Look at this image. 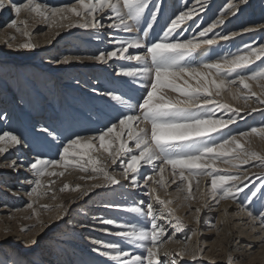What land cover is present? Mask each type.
I'll use <instances>...</instances> for the list:
<instances>
[{
  "label": "rangeland",
  "instance_id": "1",
  "mask_svg": "<svg viewBox=\"0 0 264 264\" xmlns=\"http://www.w3.org/2000/svg\"><path fill=\"white\" fill-rule=\"evenodd\" d=\"M196 1L149 0L140 24L132 32H125L110 27L114 20L107 10L97 13V20L103 27L93 29L69 26L83 23L82 18L70 14L67 19L56 17L55 22L44 21L25 10L17 15L13 6L23 5L27 0H4L5 7L0 9V76L8 89L5 91L0 88V134L4 131L15 134L21 139V144L0 154V209L7 208L6 212H0V264H117L110 256L104 255L105 252L115 255V250L106 247L109 244H116L134 255L146 256L144 248L129 244L116 233L122 230L120 226L127 227L137 221L136 214L129 213L128 208L141 207L146 211L147 204L151 203L157 212L161 210L163 206L151 194L152 187H157L162 200L174 201L170 207L176 208L175 215L184 225L183 230H177L173 226L174 219L171 223L168 220L157 221L167 232L162 238L164 242L159 252L162 264H171L173 259L177 264H228L229 257L233 259V264H264V228L260 225L261 216L264 215V193L255 198L250 195L264 185V167L258 166L260 162L256 160L242 165L239 173L235 168L216 161L215 167L222 170L223 174H239L243 184L247 185L242 192L235 194V200L221 199L218 204L209 194L210 177L196 175V170H192L191 174L184 170L193 185L195 198L190 201L184 200L186 191L177 192V184L181 183L180 170H176L177 175L174 177L170 165L164 166L166 189L160 188L153 181L146 184L144 177L160 179L157 175L161 165L159 160L152 165L142 164L137 176L138 187H132L131 180H125L122 176L121 163L127 157H121L113 164L102 149L92 150L90 154L103 162L101 166L109 175L115 176L120 181L119 184L106 182L101 173H93L91 168L88 172H82L72 166L67 169L56 167L50 170L64 172V175L43 178V184L48 187L40 191L47 192V195H30L35 188L33 181L37 179L30 168L35 160L30 157L59 160L63 147L76 137H96L93 143L99 148V135L113 124L117 125L119 131V119L123 116L141 114L138 106L150 90L152 77H129L119 73L122 69L130 70L142 65L135 60L115 58L101 63L90 57L118 48L119 45L113 43L114 40L130 39H139L145 47L130 48L126 55H143L146 46L157 42L171 21L181 12L192 9ZM227 1L217 0L206 16L188 23L185 21L169 40L221 38L225 33L243 29L250 12L258 13L264 5V0H260L256 7L254 4L240 12L237 24L227 25L224 34L211 32L206 37H199V32L213 24L222 13ZM37 2L49 8H60L75 5L77 0ZM153 14L155 19H152ZM12 20L17 21V26L22 31L27 30L30 37L9 27ZM21 22H26V29ZM262 22L264 18L258 23ZM149 23L152 25L150 29L147 27ZM29 39L35 45L34 48L18 47ZM249 40H256L260 47L264 44V35L261 34L258 38L254 35L238 37L230 43L202 46L188 58L187 64L201 72H207L209 70L201 65L246 55L254 50L251 47L254 44L250 45ZM45 60L52 61V66H56L55 72L39 68ZM258 67H264V55L249 64L242 74L250 75ZM196 79L184 77L193 87L197 86ZM229 79H236L235 73ZM184 80H177L176 84L187 87ZM247 83L258 85L254 80ZM258 88L261 89L259 86ZM237 89L240 98L233 99L232 94ZM251 91L261 94L254 88ZM108 93L122 96L131 107L112 101ZM160 94L173 101L184 99L178 92L168 88L160 90ZM245 97H248L247 100ZM215 99L231 105L239 112L223 110L216 105L208 106L210 110H214V118L228 119L229 115H235V122L213 133V138L220 142L222 137L236 136L240 139V133H248L245 139L241 137V143L249 151L264 157V139L251 134L253 128H264V105L256 97L250 96L248 89L240 84L231 86ZM139 127L150 129V125L143 123ZM40 129H43L42 132H38ZM122 139H127L126 133ZM115 145L118 147L119 142L116 141ZM129 147L134 149V143L129 141ZM12 161H16L15 167L10 166ZM206 162L210 161L206 158ZM89 176L99 178L89 179ZM173 179L176 183H172ZM50 181L54 183L49 184ZM241 181L229 182L223 187L240 184ZM65 184L72 188L79 185L80 189L61 191ZM184 187H187L186 183ZM85 191L87 195H84ZM53 194L55 199L52 198ZM205 201L208 205L206 207ZM29 204H32L31 208L28 207ZM44 205L48 207H42ZM197 208L201 209L198 223L195 212ZM248 211L253 212L255 220L247 215ZM105 220L115 223L105 224ZM139 220L142 221V226L150 229L149 218L140 216ZM185 248L187 255L182 258L175 255Z\"/></svg>",
  "mask_w": 264,
  "mask_h": 264
},
{
  "label": "snow or ice",
  "instance_id": "2",
  "mask_svg": "<svg viewBox=\"0 0 264 264\" xmlns=\"http://www.w3.org/2000/svg\"><path fill=\"white\" fill-rule=\"evenodd\" d=\"M197 3H199V0H197ZM148 6L149 0H77L76 5L49 8L47 5L37 2V0H27L23 5H14L13 9L17 15L22 10H25L34 13L44 21L52 22H55V18L58 16L61 19H67L70 14L82 18L83 23L69 26L91 27L93 29L103 27L97 20V13H103L107 10L112 14L111 18L114 20L110 27L122 29L125 32H132L140 24ZM4 7V0H0V9ZM234 7L235 5H229L223 14H226ZM194 11V9H190L177 15L164 31L163 36L157 42L146 46V52L143 55H126L130 48L145 47L139 39H130L126 41L114 40L113 43L118 44V48L90 57V59H95L101 63H107L108 60L115 58L135 60L142 65V67L135 69H122L119 73L120 75L129 77H152L150 90L147 91L146 97L138 106L141 114L139 116L125 115L119 119V131H117V125L113 124L106 132L99 135V148L93 143L97 139L96 137H76L63 147L59 160L37 158L30 165L33 174L37 177L33 181L35 188H33L30 195L37 197L47 195V192L42 193L40 191L42 188L48 187L43 184V178L45 176L64 175V172L57 173L50 170L56 167L67 169L69 166H72L82 172H88L89 168H91V172L101 173L106 182L113 185L119 184L120 181L115 176L109 175L107 170L101 166L103 162L90 154L92 150L99 151L100 149L107 153L113 164H116L117 160L121 157H127L121 163L123 169L122 176L125 180H131L132 187H138L137 176L140 174L142 164L152 165L154 161H161L157 172L160 179L154 180L152 176H148L144 177V180L146 184L148 181H153L154 184L165 189L167 184L163 177L165 171L164 166H171L174 177L177 175L176 170L179 169V180L181 183L177 184L176 190L177 192L186 191L185 201H190L195 197L193 196L192 181L185 175L184 170H188L190 174L192 170H196V175L210 177L211 192L209 194L217 204L221 199L231 198L235 200V194L242 192L244 187H247L241 181L239 174H223L222 170L217 169L215 167L216 161L235 168L237 173H239L241 166L247 165L250 160L259 161L258 166L264 167V157L254 151L246 149L244 144L236 136L222 137L221 141L217 142L212 134L234 123L235 115H229L228 119H224L223 117L214 118L215 112L214 110H210L208 106L216 105L220 109L238 113V109H233L231 105L221 103L215 99V97L221 96L223 91L228 90L237 83L244 89H248L250 96L256 97L258 102L264 105V98H262L264 97V91L258 95L251 91L250 84L247 83V81H257L258 86L264 90V83H260L264 81V67H258L257 70L247 76L242 74V71L249 64L253 63L250 57H255L256 60L261 59V56L264 55V48L251 50L247 55H236L232 58H224L222 61L216 63L201 65V67L209 70L207 72H201L199 69L189 66L187 60L192 57L193 53L202 46H211L216 43L215 39L197 40L195 37L186 40H169V37L186 20L192 19ZM152 19H155L154 14ZM21 23L25 24L26 29V22ZM222 23H224L223 19L211 24L208 28L199 32V37H206L218 24ZM9 27L21 31L25 37H30V33L27 30L22 31L17 26L16 20H12ZM147 27L150 29L152 27L151 23ZM222 39L227 40L229 37L224 36ZM18 47L27 49L34 48L35 45L29 39ZM64 62L66 63L67 59ZM233 73H235L236 79H229ZM185 76L197 78V86L193 87L190 85L187 80H184ZM177 80H184V84L187 87L178 86L176 84ZM165 88L178 92L184 99H177L175 101L165 99L160 94V90ZM107 95L110 96L112 101L131 107L122 96L114 93H108ZM232 98H240L239 89L232 94ZM247 98L245 97V100ZM252 111H256V109H252ZM141 123L150 125V129L148 127L140 128L139 124ZM44 131H47V129ZM113 133L115 135H112ZM125 133L127 135L126 140L122 139ZM251 134H255L261 139H264V128H253L251 129ZM247 135L249 134L240 133L241 137ZM106 137L109 138L106 139ZM116 141L119 142L118 147L115 145ZM129 141L134 143V149L129 147ZM20 144L21 139L17 135L8 131L0 134V154L8 152L10 148ZM206 158L210 162H206ZM10 166L15 167L16 161H12ZM98 178L97 176H89V179ZM235 181H241V183H234L227 188L223 187L229 182ZM51 183H54V181L49 182V184ZM172 183H176V180L173 179ZM185 183L187 185L186 188L184 187ZM198 183L199 181L197 180ZM94 186L99 187L100 185ZM79 189V185L72 188L68 184H65L61 191H78ZM221 192L222 195L220 194ZM261 193H264V185L252 191L250 195L251 198H255ZM151 194L163 206L161 210L157 212L151 203L147 204L146 211L141 207L128 208L127 211L129 213L136 214L137 221L135 224H130L127 227L120 226L122 230L116 233L117 236L129 244L144 248L147 254L146 256L134 255L129 251L122 250L116 244L106 245L107 248L115 250V255H111L108 252H105L104 255L110 256L112 260L117 261V264H145V261L147 264H162L159 252L164 242L162 238L167 235V232L164 226L157 223V221L168 220L171 223L174 219V228L183 230V222L175 215L176 208L170 207L174 201L162 200L158 194L157 187L151 188ZM84 195H87V191L84 192ZM52 198L55 199L54 194ZM204 206H208L206 201ZM28 207L31 208L32 204H29ZM42 207L47 208L48 206L44 205ZM200 211V208L195 209L197 223L199 222L198 217ZM247 215L253 220L256 219L252 211H248ZM140 216L149 218L150 229L142 226V221L139 220ZM103 223L114 224L115 222L105 220ZM260 225L261 228H264V215L261 216ZM32 243H35V241H32ZM200 251L202 253L203 250L201 249ZM187 254L185 248L181 249L175 255L182 258ZM193 259H195V255H193ZM171 264H177L176 260L173 259ZM228 264H233L231 257H229Z\"/></svg>",
  "mask_w": 264,
  "mask_h": 264
},
{
  "label": "bare ground",
  "instance_id": "3",
  "mask_svg": "<svg viewBox=\"0 0 264 264\" xmlns=\"http://www.w3.org/2000/svg\"><path fill=\"white\" fill-rule=\"evenodd\" d=\"M215 1H217V0H199V3H197V1H196V3L192 7V9L195 10L194 11V15L192 16V19L186 20L187 23H188V21L190 22V21H192L195 18L202 17L205 14L209 13L210 10L212 9V7L214 6ZM259 3H260V0H228L227 3L225 4V7H224L222 13H220L218 15L217 19L213 22V23H215V22L223 19L224 23L218 24L217 27H215L211 32L212 33L221 34L225 30L227 25H229V24L236 25L237 22L239 21L238 14L240 12H244L247 8H250L254 4H255V7H256ZM76 4L77 3H75V5ZM229 5H235V7L232 8L230 11H228L226 14H223L224 10L226 8H228ZM251 14H253V12H250L249 19H247V23H246V25H245V27L243 29H240L238 31L235 30V31H233L231 33H228V34L225 33L224 36L229 37V39H227V40L222 39V37H224V36H222L221 38L218 37V36L215 37L216 43H224V42L230 43L231 41H233L234 39H236L238 37H251V36L254 35L255 37L258 38L259 35H261V34L264 35V22L258 23L261 18H264V5H263L262 9L258 11V13H254L253 16H251ZM240 15H241V13H240ZM0 21H2V20L0 19ZM211 32H209V33H211ZM223 34H224V32H223ZM233 34H235V35H233ZM249 42H250V45L254 44V45H251V47L254 48L255 50H259L261 48H264V44L263 45L261 44L262 46H260V47L257 46L258 42L256 40L255 41L249 40ZM250 59H252L253 61L256 60L255 57H250ZM51 63H52V61L45 60L41 65H39V68L44 69V71H46V72H55V70H56L55 67L56 66H52ZM237 85H239V83H237ZM250 86L252 88L260 91V92L264 91V90L258 88L257 83H250ZM0 88L5 89V91L8 89L6 82L3 80V78H1V76H0ZM107 98H108V96H107ZM42 130L43 129H40L38 132H42ZM30 138H31V136H30ZM240 139H241V137H240ZM243 139H245V138L243 137ZM30 158H32V160H36L37 159L34 156H32ZM6 211H7V208H1L0 209V212H2V213L6 212ZM82 228L83 227H79V229H82Z\"/></svg>",
  "mask_w": 264,
  "mask_h": 264
}]
</instances>
